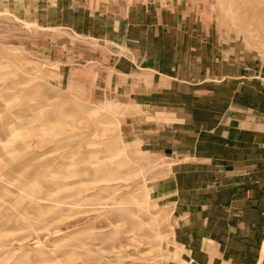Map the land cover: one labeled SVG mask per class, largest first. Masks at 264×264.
Instances as JSON below:
<instances>
[{
    "label": "rangeland",
    "instance_id": "374dc122",
    "mask_svg": "<svg viewBox=\"0 0 264 264\" xmlns=\"http://www.w3.org/2000/svg\"><path fill=\"white\" fill-rule=\"evenodd\" d=\"M142 4L140 28L131 10ZM161 15L181 79L229 72L215 93L261 119L264 0H0V264H191L173 202L153 192L174 160L148 138L172 119L133 98L114 68L127 46L169 43L151 36ZM126 29L149 36L126 40ZM181 84L182 96L208 94L207 82ZM140 198L150 205L137 228Z\"/></svg>",
    "mask_w": 264,
    "mask_h": 264
},
{
    "label": "crops",
    "instance_id": "0c3cea01",
    "mask_svg": "<svg viewBox=\"0 0 264 264\" xmlns=\"http://www.w3.org/2000/svg\"><path fill=\"white\" fill-rule=\"evenodd\" d=\"M131 14L132 25L149 26L146 4ZM154 25L151 36L169 43L156 49L127 46L130 55L119 56L114 68L128 76L133 98L162 113L161 120L172 119L148 141L153 152L174 160L171 174L156 180L153 192L173 202V236L184 248L182 257L191 264H264V112L249 108L257 119L245 106L220 99L216 85L223 86L229 72L181 79L178 45L171 39L176 34L165 30L164 15ZM125 36L143 43L149 34L129 37L126 29ZM204 82L207 96L178 93L181 83L195 91Z\"/></svg>",
    "mask_w": 264,
    "mask_h": 264
},
{
    "label": "bare ground",
    "instance_id": "6f19581e",
    "mask_svg": "<svg viewBox=\"0 0 264 264\" xmlns=\"http://www.w3.org/2000/svg\"><path fill=\"white\" fill-rule=\"evenodd\" d=\"M137 204H138V207H139V209L137 210L138 211V213H137V215H136V217H137V220H136V226H137V228H139L141 225H143L144 223H146V222H144L143 220H141V217H140V215L141 214H147V213H149V205L147 204V202H146V200L145 199H143V198H140V199H138L137 200ZM143 217V216H142ZM150 218L152 219V223L153 224H155V225H157L156 223H157V216H153V214H150ZM145 225H147V224H145ZM159 226V225H158ZM159 230V229H158ZM158 230H152L153 232H154V234H155V236L156 237H159V239H161L162 238V236H161V233L158 231ZM172 244H174V245H177L176 243H175V241L174 242H172ZM161 245V244H160ZM159 245V246H160ZM163 249V248H162ZM167 254H168V256H169V258L170 257H172V256H176L177 254H178V252L177 251H175V250H171V249H169L168 251H167Z\"/></svg>",
    "mask_w": 264,
    "mask_h": 264
}]
</instances>
